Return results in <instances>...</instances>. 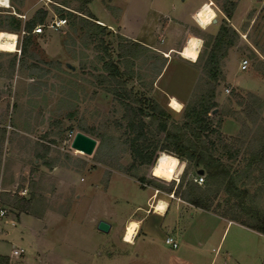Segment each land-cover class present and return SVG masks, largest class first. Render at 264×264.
Segmentation results:
<instances>
[{"label": "rangeland", "instance_id": "1", "mask_svg": "<svg viewBox=\"0 0 264 264\" xmlns=\"http://www.w3.org/2000/svg\"><path fill=\"white\" fill-rule=\"evenodd\" d=\"M36 1L26 11L18 8L24 0H9V7H0V30L17 36L15 51L0 50V208L4 210L0 232L23 215L37 218L51 210L69 216V204L86 202L93 191V209L117 217L137 203L143 204L146 195L150 194L148 202L155 196L180 199L179 193L190 187L207 193L219 189L213 204L219 205L218 211L226 218L253 224L264 215V102L258 97L260 109V104L248 97L251 92L244 91L259 90L264 96V84L257 77L264 80V0H210L219 26L232 28L237 36L219 59L220 75L213 82L214 106L204 116L206 129L198 140L191 139L206 156L228 167V184L220 186L208 178L202 185H194L191 178L198 168L174 154L156 121L147 116L156 103L164 111L168 130L183 127V115L207 88L205 65L215 32L207 26L200 28L194 20L188 25L171 22L168 32L157 41L158 51L140 45L122 52L120 45L135 41L119 34L115 27L101 25V29L91 31L82 28L78 18L88 17L80 13L81 0ZM237 4L234 20L242 14L244 17L236 30L230 17L223 18L222 9L233 11ZM91 8L102 18L101 2L93 1ZM37 17L44 24L65 17L67 24L55 30L44 28L41 33H33L32 28L25 34V22ZM18 23L19 30H15ZM189 35L201 42L196 60L184 67L179 61L183 58L180 50ZM172 46L175 51L169 54L167 48ZM167 55L173 60L165 74L167 79L173 81L184 75V68H193L198 74L192 95L181 104L180 111L171 109L164 98L152 92L156 71L164 59H170ZM243 58L249 69L231 74L240 90L231 86L226 75L236 71ZM137 110L144 114H137ZM224 116L238 122L240 129L235 136L221 133ZM235 126L232 119L226 118L222 130L232 133ZM76 131L96 140L90 155L69 147L68 134ZM139 134L132 144L149 145L147 150L153 152L147 161L130 146L131 139ZM221 141L227 144L226 149ZM160 149L179 160L172 176L178 175L177 183L157 177L153 163ZM119 165L127 173L119 171ZM112 172L130 178L110 176ZM138 177L143 181L139 182ZM9 196L14 200L30 198L29 210L13 208ZM8 264H13L10 258Z\"/></svg>", "mask_w": 264, "mask_h": 264}, {"label": "crops", "instance_id": "2", "mask_svg": "<svg viewBox=\"0 0 264 264\" xmlns=\"http://www.w3.org/2000/svg\"><path fill=\"white\" fill-rule=\"evenodd\" d=\"M24 1L18 6L20 11H26L37 2ZM93 1L90 0L86 8L98 24L111 29L115 27L119 34L156 51L157 41L168 32L171 22L188 25L194 20V13L204 4L212 8L210 0H98L103 7L102 18H99L100 14L91 8ZM238 5L230 16L236 30L244 17L242 14L234 20ZM212 9L215 17L206 26L216 33L220 23L216 9ZM223 18L229 20L225 15ZM174 49L175 46L167 48L168 53L171 54ZM179 61L184 67L193 63L184 58ZM172 62L171 57L166 60L156 75L152 92L158 93L167 103L170 97H174L183 104L192 95L198 74L193 68L189 71L184 68L186 73L171 81L165 74ZM248 69L240 70L238 67L227 74L226 79H230L231 86L242 90L233 82L232 75ZM257 77L264 84V80ZM244 91L251 92L264 102L261 91ZM262 111L264 115V106ZM226 118L235 122L232 133L222 130ZM239 129L238 122L232 117L222 118V134L235 136ZM113 174L123 175L112 172L110 176ZM105 188L107 190V185ZM93 193L86 202L69 204V216L47 210L43 216L23 215L14 224H7L6 229L0 232V255L10 258L13 264H264V234L235 220L194 207L180 199L155 196L148 202L150 194L145 196L143 204L137 203L134 209L117 217L115 213L94 210L90 202ZM161 202L164 211L155 212L153 206ZM99 220L110 225L107 232L96 229ZM129 220L137 223L130 243L122 239L123 227ZM165 237H171L177 246L172 248L166 244ZM118 240L125 246L120 245ZM13 249L22 251L13 255Z\"/></svg>", "mask_w": 264, "mask_h": 264}, {"label": "trees", "instance_id": "3", "mask_svg": "<svg viewBox=\"0 0 264 264\" xmlns=\"http://www.w3.org/2000/svg\"><path fill=\"white\" fill-rule=\"evenodd\" d=\"M89 1L90 0H81L83 11H80V13L86 15L88 18L83 16L79 17L78 18L79 24L82 28H85L86 30H90V31L93 30L95 27L96 29H101L102 28L101 25L94 23L93 20H95V18L92 16V14L89 11L88 12L86 11V8H84V6ZM231 11H232L231 9H222V12L225 14L227 18L231 16ZM68 14L70 15V13ZM9 18L15 20V17H9ZM40 22H41V18L38 17L33 18L27 23L25 22L23 26L24 33L25 34L28 33L33 28L34 25ZM19 27L20 26L18 23L15 27V30H19ZM236 36L237 34L232 28L226 25L219 26L217 32L213 37L212 45L210 47L205 65L206 67L205 76L208 79L207 88L205 92L200 94L199 97L196 99V101L193 102L190 107H188L187 111L183 115V119H184L183 127L177 125L174 127L175 128L174 131L168 130L166 127V121L162 117L164 115V111L156 103L150 107L152 112L150 113V115H147L156 121L157 129L163 132L164 140L168 141V143L172 145V151L174 152V154H176L178 157H183L191 161L196 168H201L203 170L202 174L205 175V178H208L210 182L216 184L217 186L224 184V182L227 183V180H229L230 175H229L228 167L224 165V163L216 159L215 157L210 155L206 156L203 152H201L200 150L201 147L198 145L197 142L192 141L191 137H193L195 140H198L201 135V132H203L206 129L204 116L209 111V109H211L214 106L213 99L215 96L214 93L215 87L213 85V82H216L218 76L220 75L219 59L225 56L227 47H229L232 44L234 39L233 37ZM130 44L120 45L119 48L122 52H126V51H130L131 48L133 47H140L141 45L137 42ZM164 63H165V59L163 63L160 65L159 70L156 71V75L159 74ZM248 97L252 101H257L258 104H260L259 108L262 107L261 100L257 96H255L252 93H248ZM136 112L137 114H144L142 113L141 110H137ZM140 136L141 135L139 134L138 136L132 138L130 146L131 148L134 149V151L137 153V156L139 158H144V160L147 161L149 158L148 157L149 154L153 152L147 150L149 145L142 146L141 144L140 145L132 144V142L138 140ZM218 136L221 137L219 131H218ZM221 145L223 148L225 149L227 148V144L225 142L221 141ZM164 150L165 149H160V151L162 152ZM156 158L154 160V163L156 161ZM117 169L119 171H122L123 168L121 165H119ZM122 172L127 173L125 171ZM157 177H161V179H163L164 181H170L174 178V177L160 176L159 174H157ZM136 179L139 182L143 181L142 177H138ZM193 184L196 185L195 183ZM176 188L174 190V194L177 192ZM218 192L219 189H213L210 193H207L204 192L203 190L200 189L196 190L193 189V187H190L186 191H181L179 193V197L180 199L186 201L187 203L193 205L194 207L212 211L213 213L226 217L225 214L220 213L218 211L219 205L213 204L214 203L213 201L215 200ZM16 198L17 200L10 198V196L8 198V201L12 205V207L20 211H28L30 208L31 199L30 198L24 199L22 197H16ZM229 219L235 220L234 218H229ZM237 222L264 234V215H261L259 219H257L253 224H248L245 221H237ZM0 264H8V257L4 255H0Z\"/></svg>", "mask_w": 264, "mask_h": 264}, {"label": "bare ground", "instance_id": "4", "mask_svg": "<svg viewBox=\"0 0 264 264\" xmlns=\"http://www.w3.org/2000/svg\"><path fill=\"white\" fill-rule=\"evenodd\" d=\"M0 7H9L7 5V0H0ZM215 17V11L209 5L204 4L199 10H197L193 18L197 25L201 28L206 27V25L211 23V19ZM211 20V21H210ZM17 36L13 32L0 31V50L5 52H13L16 49ZM200 39L197 36L189 35L186 37L185 42L180 50V55L184 59L190 61H195L198 55V49L200 47ZM168 106L175 110L180 111L181 103L174 97L168 99ZM78 151V150H77ZM81 152V151H79ZM177 158L166 152H160L156 158L153 169L155 172L165 176L172 177L177 165ZM155 212H163L164 204L158 203L153 206ZM137 229V223L134 220H129L123 231L122 239L125 242L130 243L133 239L134 233Z\"/></svg>", "mask_w": 264, "mask_h": 264}, {"label": "built area", "instance_id": "5", "mask_svg": "<svg viewBox=\"0 0 264 264\" xmlns=\"http://www.w3.org/2000/svg\"><path fill=\"white\" fill-rule=\"evenodd\" d=\"M7 5L9 6V0H7ZM7 8V7H4ZM67 24V19L65 17H55L54 19H52L49 23L44 24V23H37L36 25H34L32 32L33 33H41L44 28L47 29H59L60 27H63ZM164 54V53H163ZM165 55V54H164ZM248 66V61L246 58H243L240 60V64H239V68L240 70H245ZM74 133H69L68 137L69 140L71 141L72 137H73ZM70 147V145H69ZM74 150V149H73ZM77 151V150H76ZM175 183L178 182L179 178L178 175L172 179ZM192 182L195 183L196 185H202L205 182V177L203 174H194L191 178ZM4 213V210L0 208V215H2ZM164 242L166 244H169L172 248H175L177 246V243L175 241H173V239L171 237H165L164 238ZM22 250L21 249H13L12 250V254L16 255L18 253H20Z\"/></svg>", "mask_w": 264, "mask_h": 264}, {"label": "water", "instance_id": "6", "mask_svg": "<svg viewBox=\"0 0 264 264\" xmlns=\"http://www.w3.org/2000/svg\"><path fill=\"white\" fill-rule=\"evenodd\" d=\"M66 66L73 69V66L68 63H66ZM95 145L96 140L94 138L80 131H76L70 141L71 149L81 151L85 155H90L93 152ZM195 173L202 174L203 170L198 168ZM109 227L110 225L104 220H99L96 224V229L101 232H107Z\"/></svg>", "mask_w": 264, "mask_h": 264}]
</instances>
